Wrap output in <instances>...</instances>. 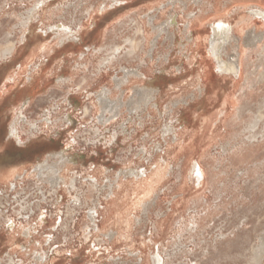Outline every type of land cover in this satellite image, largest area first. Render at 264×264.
<instances>
[{
  "label": "rangeland",
  "instance_id": "rangeland-1",
  "mask_svg": "<svg viewBox=\"0 0 264 264\" xmlns=\"http://www.w3.org/2000/svg\"><path fill=\"white\" fill-rule=\"evenodd\" d=\"M257 6L0 0V264H264Z\"/></svg>",
  "mask_w": 264,
  "mask_h": 264
},
{
  "label": "bare ground",
  "instance_id": "bare-ground-1",
  "mask_svg": "<svg viewBox=\"0 0 264 264\" xmlns=\"http://www.w3.org/2000/svg\"><path fill=\"white\" fill-rule=\"evenodd\" d=\"M251 15L253 17H258V18L264 19V8L257 6L256 9L251 10ZM171 21H175V20L172 19ZM170 23L171 22H169L168 24H170ZM173 23L174 22H172V24ZM212 26H213L212 27L213 36L209 41V44H210L209 52L216 58L219 70L221 72L222 71H225V72L228 71V72H233L235 75H239L240 67H239V65H237V63L231 62V63L227 64L226 62H224L222 60V54H223L222 51L227 47L229 40L233 36L232 28L225 21H218L216 25H212ZM231 40H233V39H231ZM11 135H13L15 137L18 136L17 130L15 128H13V130H11ZM196 173L199 177H201V178L203 177L202 171L200 170V168L198 166L196 169ZM154 262H155V264H160L161 263L160 257L158 256Z\"/></svg>",
  "mask_w": 264,
  "mask_h": 264
}]
</instances>
